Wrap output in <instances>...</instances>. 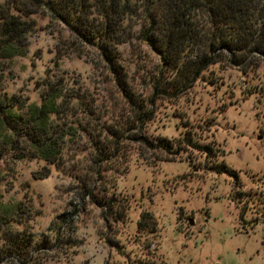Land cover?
<instances>
[{
    "label": "rangeland",
    "instance_id": "1",
    "mask_svg": "<svg viewBox=\"0 0 264 264\" xmlns=\"http://www.w3.org/2000/svg\"><path fill=\"white\" fill-rule=\"evenodd\" d=\"M30 20L28 53L0 88L39 105L57 89L68 104L58 128L73 136L49 179L34 176L44 162L0 166L4 201L22 209L16 228L34 239L6 264H264V58L246 73L213 66L174 98L153 92L151 49L120 47L123 78L149 113L140 121L96 48L45 9ZM159 139L184 150L165 153ZM221 163L236 174L217 173Z\"/></svg>",
    "mask_w": 264,
    "mask_h": 264
},
{
    "label": "trees",
    "instance_id": "2",
    "mask_svg": "<svg viewBox=\"0 0 264 264\" xmlns=\"http://www.w3.org/2000/svg\"><path fill=\"white\" fill-rule=\"evenodd\" d=\"M41 9L76 39L96 48L140 121L149 113L136 103L123 78L120 47L140 42L151 49L157 58L153 92L174 98L213 66L246 73L253 59L264 58V0H9L0 3V78L15 58L27 55L28 35L34 29L30 18ZM67 107L66 97L53 87L40 105L10 97L0 88V166L7 160L44 162L34 176L49 179L52 167L58 168L63 159L65 138L73 136L56 122ZM185 143L207 158L217 157L193 139ZM156 148L169 154L184 150L167 139H159ZM214 170L236 174L225 163ZM4 180L0 172V184ZM20 213L22 209L6 203L0 191V264L34 244L16 228Z\"/></svg>",
    "mask_w": 264,
    "mask_h": 264
},
{
    "label": "water",
    "instance_id": "3",
    "mask_svg": "<svg viewBox=\"0 0 264 264\" xmlns=\"http://www.w3.org/2000/svg\"><path fill=\"white\" fill-rule=\"evenodd\" d=\"M191 224H192V225L194 224V221H193V220H191Z\"/></svg>",
    "mask_w": 264,
    "mask_h": 264
}]
</instances>
